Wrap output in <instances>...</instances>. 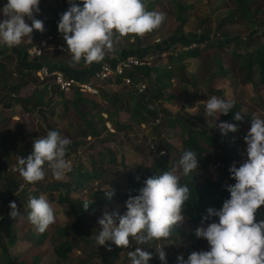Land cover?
Returning <instances> with one entry per match:
<instances>
[{
    "label": "trees",
    "instance_id": "obj_1",
    "mask_svg": "<svg viewBox=\"0 0 264 264\" xmlns=\"http://www.w3.org/2000/svg\"><path fill=\"white\" fill-rule=\"evenodd\" d=\"M142 2L145 4L147 10L162 13L154 5L155 0H142ZM231 3L232 8L219 23L218 28L227 26L235 20H240L246 27L253 28L259 22V17L264 18V6L263 9H260L254 0H231ZM189 8L191 7L182 3H174L175 28L172 27V30L167 32L168 37H163L164 39H161L159 43L152 44V49L151 47L149 50L144 49L147 52L143 53L142 56H139V49L141 50L142 47L147 46L144 45V42L153 31L145 34L143 37H121L119 34H115L116 37L121 39L119 45L128 48L127 50L131 51L132 55L134 50L139 51H137V57L154 54V59L150 65L135 67L132 70L131 85H124L121 78L114 77L101 83L102 87L99 90V95L93 96L83 94L76 88H72L70 92L62 93L50 79L38 82V85L42 87V91L39 93L51 94L52 98L58 95L60 98L56 102V105L60 108L59 116L68 125L59 128L55 122L51 121L54 116V112H51L49 117H44V132L47 134L49 131L54 130L70 139L71 143L67 146L66 159H70L72 155L77 153L79 148L81 149L84 144H87L84 142L87 138H91L90 141H92L89 147L97 146V148L92 152L89 165L86 162L76 163L72 160V171L67 173L68 180L60 182L62 187L56 190V200L50 202L52 207L56 203L65 208L63 214L71 218L70 225L60 226L55 216V222L49 225L45 232L40 233L35 231V227L27 219V213L30 211L28 208L26 213H21L24 220L22 224L23 228H16L14 220L9 216V212L11 211L9 203L15 201L17 204V198L14 199V195L11 193L4 196L7 207L4 215L0 217V264H39L42 258L49 253L47 243L50 244V252L56 257L58 264H73V256L75 255L76 257V253L79 251L83 256L78 257L77 262L74 264H115L118 260L119 255L124 249L118 248L110 241L106 242L104 246H100L96 241L98 235L97 229L93 227L88 214L94 210H102L103 207L112 208L114 206H124L126 212L125 204L127 199L130 195H138V190L143 187V182L147 178L160 175L165 171H171L173 167L176 168V163L179 162L177 158H170L169 151L171 147L167 146L165 142H161V148L156 153H153V157L149 163H140L138 167L129 169L125 164V154H120L121 151L115 143L123 145L125 142L121 134H128L135 128H140L142 124L146 125V127L153 125L160 117L161 110L162 112L165 111L161 108L159 109L158 103H174L181 98V92L186 93V86L188 87L190 83L195 86L193 75H190L188 78L186 74L185 76L183 74L186 70V61L189 59H199L202 52H207V48H214V46L211 42L208 43V41L206 43L208 45L204 46L202 45V41L192 40L188 42L190 35H187L183 28L186 24V15ZM43 9L48 11H46L48 14H44V18L48 17L45 31L43 33L33 32L40 35V37L55 35L58 32V22L61 13L56 7L52 8L51 5H44ZM261 21L264 27V21ZM252 37L255 36L250 35L249 38L251 39ZM55 39L53 45L57 46L59 40L57 37ZM262 39V43H256L254 46L252 45L254 42H248L244 46L245 51H234L230 57L232 58V62L235 63L234 68L238 70L236 77L240 84L250 86L264 107L263 33ZM237 44H240V41ZM225 45H227L226 42H221L218 44V47ZM175 46L179 47V53H168L169 49ZM156 47L160 49L156 52H150V50ZM162 54H165L166 61L164 60V62L162 61ZM80 62L82 63V59L77 63ZM70 63H75L73 58H67L64 64ZM46 65L51 69L61 70V73L65 75V70L56 67L57 65ZM220 73L223 75L225 73L229 74V71H220ZM214 74L211 73L209 75L207 89L220 93L222 89H214L211 85ZM0 75L2 76V70H0ZM178 78L185 83L180 90L174 85L175 79ZM139 82H143L146 85L143 94L137 93L136 85ZM37 98L38 93H35L32 97L33 108L42 104L41 101L37 102ZM51 100L50 103L52 102ZM184 100L187 101V99ZM224 100L233 102L234 107L228 115H220L222 122L229 121L236 123L233 120V115L237 112L244 117L243 122L239 124V131L233 133V135H239L243 138L246 135L244 128L251 126L250 120L253 116L264 118V114L256 113L253 110L245 113L243 111L245 106L241 102L229 99ZM200 108L201 111L205 110L204 105H201ZM25 109L26 111H30L28 108ZM102 114H107V117L104 119ZM169 117L171 118V116ZM170 121V127L174 126L178 129L177 138L181 145L179 155L181 156L186 150H192L198 156V168L195 171L185 176L182 169H176L175 174L180 178V185H187L190 192L189 199L185 201L182 208V213L185 216L184 222L190 226L202 225L201 222L203 217L207 215V209L215 208L219 210L223 202L230 197L226 187L235 184V180L230 178L229 171L222 169L219 163H215L216 158L210 148L213 145L218 149L217 156H220L218 162L223 164L233 161L234 157L229 152L235 150L241 141L232 139V141L226 142L223 136L218 139L217 135H211L205 129L206 125L202 123V116L197 118V122L187 119L179 122L175 120ZM106 122L110 123L112 132L106 127ZM124 122L127 123L125 124ZM72 129L76 130L75 136H73ZM163 136L161 134L158 139L161 140ZM80 138L82 140H78ZM161 152H164L165 155L161 156ZM118 164L127 169L124 174L118 175L114 170V167ZM211 165L215 168L216 176L208 170ZM109 187L114 190V195L111 198L104 192ZM83 192L88 196L87 200H82L79 197L74 198V196L72 198V193L77 195ZM32 197L36 196L33 195ZM85 201L89 204L87 211L83 209ZM26 206L28 207V204ZM213 220L218 222V218H213ZM256 220H264V206L257 211ZM210 222L212 221L205 222L204 225ZM17 229H19L18 232ZM22 232L23 237L19 238L18 233ZM178 233L177 227L174 226L171 235L174 236ZM159 241H164V239L137 244L135 239L130 237V245L127 249L135 251L136 247H141L153 254V259L150 260L151 263H159L160 261L155 255V244ZM23 242L28 245V248L23 253L21 260L16 262L11 249L21 246ZM109 248H111V251L108 250ZM126 259L128 260L126 262L131 261L129 256ZM126 262L123 261L121 264H126Z\"/></svg>",
    "mask_w": 264,
    "mask_h": 264
},
{
    "label": "clouds",
    "instance_id": "obj_2",
    "mask_svg": "<svg viewBox=\"0 0 264 264\" xmlns=\"http://www.w3.org/2000/svg\"><path fill=\"white\" fill-rule=\"evenodd\" d=\"M69 8L60 15L58 32L66 42L74 62L81 59L86 64L104 60L106 50L114 51V34L119 36L143 37L160 27L165 17L163 13L149 11L142 0H82L83 7L68 0ZM40 0H7L0 8V43L8 47L19 45L24 37L32 40L33 31L43 33L39 14ZM25 17L31 21L29 25ZM205 105L207 117L228 115L234 107L233 102L212 96L205 101H197L196 106ZM236 123L223 121L218 124L222 135L236 133L244 117L233 115ZM251 126L243 137L246 159L237 167L229 168L234 185L226 187L230 197L222 207L207 209L202 226L196 230L198 238L207 240L210 250L192 252L187 259L177 257V264H264V220L257 221L256 213L264 206V118L253 116ZM70 139L62 137L57 131H49L46 136L33 140V151L27 158L18 157L16 170L23 179L34 184L45 178L44 165L51 168L56 180H63L72 171L70 161L66 159ZM165 155L164 152L160 153ZM197 153L186 150L179 159L183 174L188 176L198 168ZM176 168L154 175L143 182L138 195L129 196L127 211L121 215L118 211L105 212L98 220L100 225L96 241L100 246L111 242L118 248L126 249L130 237L137 244L170 237L174 226L185 220L182 208L189 199V188L180 185ZM111 198L114 190L104 191ZM9 216L13 220L21 217L15 201L9 203ZM27 213L28 221L40 233L46 231L55 222L52 204L44 195L30 197ZM89 204H83L87 211ZM213 218H218L215 222ZM207 226H203L205 222ZM164 246H158L155 255L161 264H167ZM111 251V248L108 249ZM131 264H149L153 254L141 247L129 251Z\"/></svg>",
    "mask_w": 264,
    "mask_h": 264
},
{
    "label": "rangeland",
    "instance_id": "obj_3",
    "mask_svg": "<svg viewBox=\"0 0 264 264\" xmlns=\"http://www.w3.org/2000/svg\"><path fill=\"white\" fill-rule=\"evenodd\" d=\"M52 8H55L54 1L51 0ZM61 1V0H60ZM64 5V10L66 11V7L69 5L68 0H62ZM257 7L260 9H263L264 6V0H254ZM74 3L78 4L81 8L83 7L82 0H73ZM182 3L188 7H191L188 9L187 12V20L186 24L184 26V32H186L189 36V41L197 40L202 41V45H208V43H212L214 48H207V52H202L201 57L198 60H189L186 63V70L183 73L184 76L189 78L190 75H193L195 78V86L190 83L188 87L186 86V93H182L181 91V98L179 100L175 101L174 103L170 102H160L157 104V106L163 109H166L170 115L171 118L166 115L165 113L161 112V116L158 118L159 123L154 122L153 125L148 126L146 129L142 128H135L132 132L128 134H121V137L123 141L125 142L123 145H119L118 143H115L117 145V148L120 149V154H125L126 160L125 164L129 169H133L139 166L140 163H149L153 157V152L150 150V145H153L154 148L158 151L161 146V142H165L167 146H170L169 156L170 158H177L180 159L179 151L181 149V145L178 142L177 134L178 129L176 127H170V120H191L192 122H197V118L202 116V123H204L205 129L207 132H209L211 135H217L218 139H220L222 136L224 137V141L230 142L232 139H236L238 141H241L239 146L235 149L230 151L229 153L234 157L233 161L225 162L221 164V162H218V159L220 156H217L216 147L212 145L210 148L211 152H213L216 160L215 163H219L221 165L222 169H225L226 171H229L230 166L233 164V162L237 163V167H239L240 163L243 162L244 159H246V148L247 145L245 144L242 137L239 135H233V133H228L227 135H222L218 124L221 121L220 116L217 119V117H207L205 115V110L201 111L200 107L201 105H204L203 103L196 106L197 101H205L208 98L212 96H217L222 99H229V100H235L236 102H241L245 107L243 111L246 113L249 110H253L256 113L259 112L260 114H264V107L261 105V101L257 99V96H255L254 92L251 90L250 86H243L238 81L236 75L237 68H234V64L232 62L231 53L234 51H245L244 46L247 45L248 42L252 41V45L254 46L256 43H262V33L264 35V27L262 26V21H264V18H258L259 22L257 25H255L253 28H248L243 24L240 20H235L233 23L218 28L219 23L227 16L229 10L232 8L231 0H155L154 5L157 6V8L164 14V21L160 25L159 28L154 30L150 35L147 36L145 40V44H153L157 39H164L163 37H168V33L172 30V27L175 28L176 26V19L174 15V3ZM66 4V5H65ZM70 6V5H69ZM57 8V6H56ZM69 8V7H68ZM43 22H47L46 19L42 20ZM257 28V29H255ZM250 35L255 36L251 39L249 38ZM55 36L60 37L61 34L57 32ZM114 43L121 42V39L119 37H116L114 34L113 36ZM240 41V44H237V42ZM205 42V43H204ZM221 42H226L227 45L218 47V44ZM133 45V44H131ZM212 46V47H213ZM252 46V47H253ZM209 47V46H208ZM179 47L176 46L174 48L169 49L168 53H179ZM251 50V49H249ZM206 51V50H205ZM55 56L59 59H67L72 58L71 54H63L57 52ZM163 58L166 61L165 57ZM233 70V72H232ZM221 72H228L229 74H222ZM219 72V74H218ZM211 73L214 74V79L212 81V86L214 89H222V92L215 93L213 90L210 91V89H207V82L209 75ZM190 80V79H189ZM179 78L175 79L174 85H176V88L180 90L182 85H184ZM197 93V94H196ZM184 94V95H183ZM196 94V96H194ZM183 98V99H182ZM184 99H187L184 100ZM205 106V105H204ZM111 109V107H110ZM62 120V121H61ZM61 120L57 121L60 124L68 125L65 120L61 118ZM57 123V122H56ZM65 123V124H64ZM125 124L127 122H124ZM39 130H40V124H38ZM42 128V126H41ZM250 129L249 127L244 128V133L246 134L247 131ZM72 133L75 135L76 130L72 129ZM40 134L42 136H46L47 134L44 132L43 129H41ZM163 134V138L161 140L158 139L160 135ZM34 139V136L29 137V140L31 141ZM35 138H37L35 136ZM88 141V140H87ZM88 144H91L92 141L87 142ZM93 147V148H92ZM89 147V145H85L83 148H81L76 155H72L68 161H70L71 166L73 164L72 160H74L76 163H87L89 165L90 157L92 155V152L96 150L97 146ZM30 148H27V155H30L33 151V148L29 150ZM164 150V148H162ZM165 151V150H164ZM17 157V154H13ZM119 158V156H117ZM119 161V159H118ZM117 161V162H118ZM11 170L10 172L2 173L3 177H9L11 176L14 182L12 183V190L14 191V199L17 198V207L20 211V213H26L28 210V207L26 206L29 203V198L33 195L39 198V196L44 195L46 197V194L38 192L39 187H41V190H49L48 193L54 192L55 189H59L62 186L60 185V182H66L68 180L67 174L65 175L63 180H56L53 176L52 170H49L47 167V163L44 165V171H45V178L39 182H36L34 184L27 183L23 177L19 174V171L16 170V165H9ZM15 169V170H13ZM176 169L181 170L182 168L179 166V162L176 163ZM114 170L116 173L124 174L127 169L122 167L120 164L116 165L114 167ZM208 170L215 174V168L211 165L209 166ZM217 174V173H216ZM215 174V176H216ZM7 182V181H6ZM59 186V187H58ZM7 193L5 182H0V217L4 214V210L7 207V204L4 200V196ZM56 192L49 194L46 198H48L49 202L56 200ZM81 198L82 200H87L88 196L85 192L74 194L72 193V198ZM27 204H25V203ZM54 213L57 215L58 220L60 221V224L62 226H68L71 223V218H65L63 216V211H65V208L60 204H54L53 205ZM113 211H118L121 215L125 213V207L124 206H114L112 208L109 207H103L102 210H94L91 213L88 214L89 220L91 221L93 227L97 229V233L99 234L100 231V225L98 224V220L102 217V215L105 212L112 213ZM22 215V214H21ZM23 217H18L14 219V225L16 228H23ZM202 225L198 226H190L187 225L185 222L176 225L177 231L179 233L177 235H170L169 238L164 239V241L156 242L155 244V250L158 246H164L163 250L166 252V260L167 264H177V257L180 255H183L185 259H187L188 255L192 252H200V251H208L210 250V246L207 242V240L198 238L196 236V230L198 227H201ZM207 226V225H203ZM35 231L36 228L34 229ZM19 229H17V232ZM18 237H23V232L18 233ZM48 245V254L42 258V261L39 264H58V260L53 255V253L50 252V244ZM28 245L23 242L21 246H17L11 249V252L13 254V257L15 258L16 262L20 261L23 253L27 250ZM132 251V249H124L122 253L119 255L118 260L115 262V264H121L123 261H128L126 257L128 256V252ZM73 256L72 263H76L78 260V257H81L82 253L79 251ZM83 256V255H82ZM158 258V256H157ZM126 264H131V261L126 262ZM149 264H161L159 263H151L149 261Z\"/></svg>",
    "mask_w": 264,
    "mask_h": 264
},
{
    "label": "crops",
    "instance_id": "obj_4",
    "mask_svg": "<svg viewBox=\"0 0 264 264\" xmlns=\"http://www.w3.org/2000/svg\"><path fill=\"white\" fill-rule=\"evenodd\" d=\"M51 2H52L51 0H40V4H39L40 12L39 14L36 15V19L39 20L46 19V21H48V17L44 18L45 16L44 14H48L47 13L48 11L43 8L44 5L50 6L52 4ZM62 2H63L62 0L61 1L56 0V2L54 1V6L55 7L57 6V10H59L61 14L65 12L64 7L62 8V6L64 5V3ZM6 3L7 0H0V8H2ZM68 7L69 5L66 7V9H68ZM3 19L4 17L0 15V21H2ZM25 21L29 25L31 24V21L28 20L27 17H25ZM43 23L44 26L46 27L48 22H43ZM31 35H32V40L30 37H24L19 45L13 47H8L3 43H0V70H2V76L0 75V182L1 181L5 182L6 191L7 193H11V194H14L15 191L12 190L13 187L11 186L14 180L12 179L11 176L3 177L2 173L4 174L5 172L7 173L10 172L11 168L9 165L11 166L13 164L17 165L18 159L13 154H17V157L22 156L24 158H27L26 156L27 148H30L29 150L33 148V140L36 139L35 136L37 138L39 136H42L40 134V131L41 129L44 130L45 128L44 117H49L51 112H54L53 114L54 116L51 119V121L55 123L57 122L56 124L57 126H59V128L64 126L63 124H60L57 121V119L61 120V117L59 116L60 108L59 106L56 105V102L60 100L58 95L57 96L55 95V97L52 98L53 96H51V94L39 93L42 91V87L38 85L40 79L36 76V71L39 69V67L44 64L45 65L51 64L52 66L57 65L56 67H60L65 70V75L68 78H72L75 81H86L92 76L93 72L102 63H108L110 65H114L116 62L125 58L126 56H138L137 53L138 50L137 51L134 50L132 55L131 51L127 50L128 48L119 45L120 42H118V43H114V51L108 52L106 50L105 58L100 62L86 64L84 61H82V63L75 62L70 64H64L65 61H67V59L61 60L59 59V56L57 58L55 54L57 52L63 54H69L70 50L67 48L66 42H65V46L66 49H68L67 53L57 50L56 46L53 45L54 41L56 40L55 38L57 36L50 35L48 37H40V35H38L35 32H33ZM49 37H55V38L53 39V41L49 43L50 44L49 49H47L44 52L43 57H41L40 59H30L27 57L26 50L28 47H30L31 45L32 46L37 45L39 42ZM57 38L59 40L58 42L59 44L61 42V36ZM144 45L147 46L142 47L143 49L141 48V50L139 49L140 51L139 56H142L143 53L145 54L147 52L145 51L146 49L149 50L150 47L151 49L153 47V45L151 46V44L144 43ZM159 49L160 48L156 47L155 49L150 50V52H156ZM189 60H198V59H189ZM59 71L62 72L61 70ZM101 87L102 85L99 86V90ZM35 93H38L37 102L41 101L42 104L41 106H36L35 108H33L34 103L32 101V97ZM50 100L52 101L51 103ZM25 108H28L30 111H26ZM163 110L165 111L162 112L161 110L162 113L171 116L166 109ZM102 115L104 119L107 117V114H102ZM156 123H159V120ZM38 124H40V130ZM106 127L110 132L113 131L111 129L110 123L106 122ZM140 128L144 130L147 127L146 125L142 124ZM32 136H34V139L31 138L32 140L30 141L29 137ZM61 136L64 137V135L62 134ZM90 139L91 138H87L86 141L88 140L87 142H90ZM78 140H82V139L80 138ZM85 145H90V144L88 143L84 144L81 148H83ZM79 150L80 148L78 149V151ZM48 169L51 170V168L49 167ZM57 189H55L54 192L52 191L51 193H55ZM38 192L46 194V197L49 194H51L48 193L49 190L44 189L42 191L41 187H39ZM55 216L57 218L59 225L61 226L57 215Z\"/></svg>",
    "mask_w": 264,
    "mask_h": 264
},
{
    "label": "built area",
    "instance_id": "obj_5",
    "mask_svg": "<svg viewBox=\"0 0 264 264\" xmlns=\"http://www.w3.org/2000/svg\"><path fill=\"white\" fill-rule=\"evenodd\" d=\"M51 41H53V37H49L39 42L37 45H31L26 50L27 57L30 59H40L41 57H43L44 52L49 49V43ZM159 42L160 39H157L155 41L156 44ZM56 49L65 53L68 52V49H66L65 41L63 40L62 36L61 42L56 46ZM164 56L165 54H162V57ZM153 59L154 54L146 55L144 57L126 56L125 58L116 62L114 65L102 63L93 72L92 76L86 81H75L72 78L66 77L63 73L59 72L58 70L51 69L47 65H41L36 71V76L40 79V81L48 79L52 80L54 85H56L59 91L62 93L70 92L72 88H76L79 92L83 94L98 96L100 84L114 77L121 78L124 85H131L132 70L135 67H143L146 65H150ZM82 61L84 60L82 59ZM145 88L146 85L143 82H139L136 85L138 94H143ZM150 149L153 153H156L157 151L153 145H150Z\"/></svg>",
    "mask_w": 264,
    "mask_h": 264
}]
</instances>
